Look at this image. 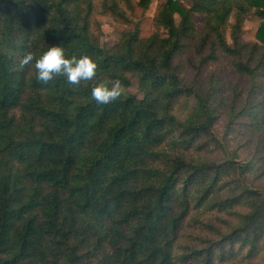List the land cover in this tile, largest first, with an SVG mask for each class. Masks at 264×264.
<instances>
[{
    "label": "trees",
    "instance_id": "trees-1",
    "mask_svg": "<svg viewBox=\"0 0 264 264\" xmlns=\"http://www.w3.org/2000/svg\"><path fill=\"white\" fill-rule=\"evenodd\" d=\"M101 7L127 20L115 0ZM253 9L261 22L244 42ZM93 11V0H0V264H216L264 254V101L256 99L264 0H165L155 18L165 35L142 37L135 24L110 47L91 29ZM51 46L90 56L96 77L45 84L19 68L26 53L39 58ZM190 49L196 60L185 62ZM218 61L250 82L226 114ZM134 78L147 85L142 97L129 90ZM115 79L126 86L118 101L92 100L94 85ZM183 96L193 105L180 118L172 104ZM247 135L258 137L252 157L231 143ZM191 222L209 235L183 241Z\"/></svg>",
    "mask_w": 264,
    "mask_h": 264
},
{
    "label": "rangeland",
    "instance_id": "rangeland-1",
    "mask_svg": "<svg viewBox=\"0 0 264 264\" xmlns=\"http://www.w3.org/2000/svg\"><path fill=\"white\" fill-rule=\"evenodd\" d=\"M116 3L123 9L126 13L127 20L107 11L103 12L101 10V0H93L94 2V11L91 15V29L93 33L99 38V41L104 46L110 47L117 41L121 39L123 34L129 30H132L135 27V24L139 25L140 36L148 37L155 31L160 32L165 35L166 30L163 29L156 23V16L159 11L160 4L165 0H153L148 9H144L138 5V0H130L127 3L125 0H115ZM182 3H185V0H181ZM254 9L246 14L245 22L242 26L241 38L244 42L254 41L256 39V32L261 22V19L253 13ZM233 21V19H231ZM196 22L199 27H202L204 22V16L197 15ZM228 39L230 38V29L229 27L226 30ZM196 60L195 53L190 50H186L183 55V60L186 62L187 59ZM212 68H214V79H216L220 85V101L223 105L221 109L223 113H227L229 103L232 99H235L237 104H242L247 97L248 87L250 85L249 80L229 69L227 65L222 61L216 62ZM194 76V70L192 67L185 68L184 78L187 82H190ZM208 82V72L204 70L197 81V85L200 88L207 85ZM147 85L142 83L138 78L132 80L129 90L135 94L137 97H142L144 93V88ZM257 100L264 101V92L256 96ZM193 105V100L191 97H180L175 100L172 104L173 113L180 118H185L189 116L191 107ZM258 139L252 135L240 136L236 139H233L231 142L232 145L240 144V152L248 154L249 157H252L258 153L260 150L259 147H256V140ZM188 156L191 157H202V156H211L207 153H201L196 149H189L185 152ZM261 158L264 156V150L259 151ZM264 169V166H263ZM254 177L250 178V182L260 185L261 182L264 184V177H261L260 182L257 180H252ZM205 219H212L210 213L204 214ZM185 235L181 237L183 241H188L190 238V233H192V240L196 239L195 236L198 235H209V232L204 227H197L194 223L191 222L190 225H187L184 230ZM197 242L196 240H193ZM264 254L260 255L254 259H244L242 257H237L232 260H226L224 262L218 261L216 264H264Z\"/></svg>",
    "mask_w": 264,
    "mask_h": 264
},
{
    "label": "clouds",
    "instance_id": "clouds-1",
    "mask_svg": "<svg viewBox=\"0 0 264 264\" xmlns=\"http://www.w3.org/2000/svg\"><path fill=\"white\" fill-rule=\"evenodd\" d=\"M31 67L36 79L42 83H49L57 77H65L67 83L79 86L82 82L92 81L97 75V63L87 55L80 58H67L62 46H51L43 54L36 57L28 52L21 59L19 68ZM126 91V86L119 79L101 82L91 88V98L97 104H110L118 101Z\"/></svg>",
    "mask_w": 264,
    "mask_h": 264
}]
</instances>
